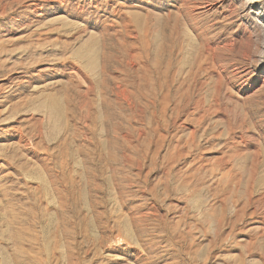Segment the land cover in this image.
Here are the masks:
<instances>
[{
	"label": "rangeland",
	"instance_id": "rangeland-1",
	"mask_svg": "<svg viewBox=\"0 0 264 264\" xmlns=\"http://www.w3.org/2000/svg\"><path fill=\"white\" fill-rule=\"evenodd\" d=\"M0 264H264V0H0Z\"/></svg>",
	"mask_w": 264,
	"mask_h": 264
},
{
	"label": "bare ground",
	"instance_id": "bare-ground-1",
	"mask_svg": "<svg viewBox=\"0 0 264 264\" xmlns=\"http://www.w3.org/2000/svg\"><path fill=\"white\" fill-rule=\"evenodd\" d=\"M56 1H57V0H56ZM72 69H73V68H72ZM77 70H78V69H77ZM71 72H72V71H71ZM76 72H77V71H76ZM78 72H79V71H78ZM78 72H77V73H78ZM79 73H80V72H79ZM79 73H78V74H79ZM72 74H73V73H72ZM73 75H74V74H73ZM76 75H77V74H76ZM119 84H120V83H119ZM122 86H124V85H122ZM117 87H118V86H117ZM117 89H118V88H117ZM116 94H118V93H116ZM115 96H116V95H115ZM118 96H119V95H118ZM121 96H122V95H121ZM119 98H120V97H119ZM121 98H123V96H122ZM127 99H128V98H127ZM124 101H126V100L124 99ZM125 104H126V103H125ZM126 105H127V104H126ZM128 105H129V103H128ZM128 107H129V106H128ZM130 107H131V106H130ZM132 107H133V106H132ZM132 107H131V108H132ZM132 109H133V108H132ZM134 113H135V112H134ZM153 113H154V112H153ZM199 200H200V199H199Z\"/></svg>",
	"mask_w": 264,
	"mask_h": 264
}]
</instances>
